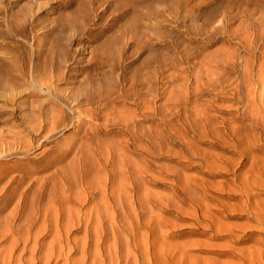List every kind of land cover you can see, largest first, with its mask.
Listing matches in <instances>:
<instances>
[{
  "label": "rangeland",
  "instance_id": "rangeland-1",
  "mask_svg": "<svg viewBox=\"0 0 264 264\" xmlns=\"http://www.w3.org/2000/svg\"><path fill=\"white\" fill-rule=\"evenodd\" d=\"M13 126L26 264H264V0H0Z\"/></svg>",
  "mask_w": 264,
  "mask_h": 264
},
{
  "label": "bare ground",
  "instance_id": "bare-ground-1",
  "mask_svg": "<svg viewBox=\"0 0 264 264\" xmlns=\"http://www.w3.org/2000/svg\"><path fill=\"white\" fill-rule=\"evenodd\" d=\"M50 81V80H49ZM46 88H47V86H46ZM50 89V88H49ZM49 91V90H48ZM11 93V92H10ZM13 94H15V92L14 93H12V95ZM11 95V96H12ZM20 95V94H19ZM9 97V96H8ZM9 99V101H14V97L13 98H11V97H9L8 98ZM16 100V99H15ZM37 121V120H36ZM15 129V127L13 126L12 127V129L11 130H9V132H4V131H1L0 132V140H1V144L3 145V150H0V160H2V159H4L5 157H6V155L8 154V153H10V152H12V151H14L15 149L16 150H18V148L19 149H22V148H24V150H32L33 149V143H31L29 140L25 143L24 141L26 140L25 139V137L22 135V133H21V131H19L18 129L17 130H14ZM30 130L32 131V134L33 133H39V134H37V135H33V136H36L35 137V142H38L39 143V146L41 145L40 144V140L39 139H37L36 140V138L39 136V135H41V134H43L44 132H45V124L44 125H39L38 123L36 124V123H32L31 125H30ZM53 130H55V128L54 129H52L51 131H49L47 134L49 135V134H51V132L53 131ZM47 135V136H48ZM19 144H23V146H18ZM45 144V143H44ZM43 143H42V146L44 145ZM44 147V146H43ZM15 148V149H14ZM14 149V150H13ZM52 150V149H51ZM44 153V155L45 156H47L48 155V151L46 150V151H44L43 152ZM18 176V175H17ZM1 177V176H0ZM12 179V178H11ZM11 179H10V181H11ZM16 179V178H15ZM18 179V178H17ZM9 181V182H10ZM9 182H6L7 184H10ZM2 183V182H1ZM15 182H13V184H14ZM25 184V183H24ZM5 185V184H4ZM8 186V185H7ZM12 186V185H11ZM19 186V185H18ZM17 186V187H18ZM4 187V188H3ZM2 188V190L4 191H6V189H7V191H8V189L9 188H11L10 187V185H9V187L7 188H5V186H3ZM20 187V186H19ZM23 187V186H22ZM247 187V186H246ZM13 189V188H12ZM18 189V188H17ZM1 190V189H0ZM6 191V192H7ZM17 191V190H16ZM5 192V193H6ZM13 192V191H12ZM17 193V192H16ZM8 194H10V193H8ZM7 194V195H8ZM13 194H14V192H13ZM20 194V193H19ZM15 195H17V194H15ZM9 196V195H8ZM18 196V195H17ZM4 197V196H3ZM7 197V196H6ZM15 197V196H14ZM19 197V196H18ZM22 196H21V194H20V197H19V200H20V198H21ZM4 199V198H3ZM3 199H2V201H3ZM23 198H21V200H22ZM1 201V200H0ZM14 201V200H13ZM16 202H18V199H17V201ZM13 203V206L11 207L10 206V209L9 208H5L6 210H3L2 209V211L4 212L5 211V213H6V215L5 216H1L0 217V241L1 242H8V240L10 239V241H11V239L12 240H14V242H13V245L12 244H10L11 245V247L10 248H8V246H5L6 247V249L4 250V251H1L0 250V256L2 255V252L4 253L3 254V256H2V258H0V259H2V261H3V263H5V264H9V263H14V264H26V259H24V257H23V251H25V250H27V246H26V244L23 246L24 248L22 249V251L20 250L19 251V254L17 255V257H16V251L18 250V246H19V242L21 241L20 239V241L18 242V240H15L14 239V237H15V234L16 233H19L20 234V232H21V230L19 231V229H17L15 226H14V224L18 221L19 222V220H20V214H21V210H22V207H23V204L22 203ZM3 203V202H2ZM10 204V203H9ZM1 205V204H0ZM23 212V211H22ZM2 213V212H1ZM262 214V213H261ZM80 215V214H79ZM58 216V215H57ZM113 216V215H112ZM112 216H111V218H112ZM21 217H23V215L21 216ZM77 217H78V215H77ZM90 217V216H89ZM28 218V217H27ZM29 218H32L31 216L29 217ZM88 218V217H87ZM96 218H98V217H96ZM23 219V218H22ZM102 219V218H101ZM29 220V219H28ZM90 219H88V221H89ZM88 221H86V222H88ZM91 221H92V219H91ZM90 221V222H91ZM98 221H99V218H98ZM98 221H96V222H98ZM102 221V220H101ZM100 221V223H102ZM84 222H85V220H84ZM20 223V222H19ZM24 223H25V221H24ZM72 223V222H71ZM17 224V223H16ZM15 224V225H16ZM26 224V223H25ZM86 224H88V223H86ZM99 224V223H98ZM58 225V224H57ZM101 225V224H100ZM19 226V225H18ZM97 226V225H96ZM20 227V226H19ZM87 227V226H86ZM30 228V227H29ZM100 228H101V226H100ZM17 229V230H16ZM102 229V228H101ZM88 230V229H87ZM98 231V230H97ZM114 232V231H113ZM98 233V232H97ZM25 236V235H24ZM33 236H35V235H33ZM12 237V238H11ZM41 237V236H40ZM142 237V236H141ZM146 237V236H145ZM67 238V237H66ZM97 238V237H96ZM147 238V237H146ZM18 239V238H17ZM109 240V239H108ZM27 241L25 240V243H26ZM67 242V241H66ZM144 242V241H143ZM12 243V242H11ZM21 243H22V241H21ZM109 243V242H108ZM116 243V242H115ZM127 243V242H126ZM142 243V242H141ZM56 244V243H55ZM128 244V243H127ZM147 244V243H146ZM149 244V243H148ZM22 245V244H21ZM113 245V244H112ZM117 245V244H116ZM123 245V244H122ZM140 245V244H139ZM36 246L38 247V245L36 244ZM131 246V245H130ZM5 247H3V248H5ZM37 247L36 248H34V249H32L31 251H32V253H33V257H32V264H34L35 263V258H34V256H35V250L37 249ZM129 247V246H128ZM127 247V248H128ZM146 247V246H145ZM149 247V246H148ZM61 249V248H60ZM117 249V248H116ZM132 249V248H131ZM139 249V248H138ZM141 249V248H140ZM145 249H148L147 247L145 248ZM145 249L143 250L144 252H143V254L146 252L145 251ZM127 250V249H126ZM142 250V249H141ZM165 250V249H164ZM30 251V252H31ZM37 251V250H36ZM109 251V250H108ZM116 251V250H115ZM114 251V252H115ZM134 251V250H133ZM21 252H23V253H21ZM29 252V253H30ZM109 252H111V249H110V251ZM127 253L128 252H130V249H129V251L127 250L126 251ZM140 252V251H139ZM148 252H150L149 250H148ZM148 252H147V255H149L148 254ZM26 253V252H25ZM24 253V254H25ZM116 253V252H115ZM119 253V252H118ZM135 253V252H134ZM138 252H136V254H137ZM161 253V252H160ZM46 254V253H45ZM86 254V253H85ZM120 254V253H119ZM130 254V253H129ZM132 254V253H131ZM130 254V255H131ZM135 254V255H136ZM146 254V253H145ZM167 254V253H166ZM110 255H112V252H111V254ZM122 255V254H121ZM128 255V254H127ZM133 255V254H132ZM139 255V254H138ZM140 255H142V251H141V254ZM146 255V256H147ZM100 256V255H99ZM114 256H115V254H114ZM145 256V257H146ZM65 257V256H64ZM102 257H103V255H102ZM110 257V256H109ZM131 257V256H130ZM137 257V256H136ZM144 257V256H143ZM88 258V257H87ZM113 257H111V259H112ZM129 258V257H128ZM101 259V258H100ZM115 259V258H114ZM131 259H132V257H131ZM137 259V258H136ZM145 259V258H144ZM146 259H147V257H146ZM48 260H51V259H48ZM130 260V259H129ZM133 260H134V258H133ZM132 260V261H133ZM67 261V260H66ZM100 261V260H99ZM98 261V262H99ZM115 261V260H114ZM123 261V260H122ZM131 261V260H130ZM140 261H142V260H140ZM31 262L29 263V264H31ZM43 262V261H42ZM77 262V261H76ZM72 263V262H67L66 264H86V262H78V263ZM101 262H102V264H104L103 263V261L101 260ZM120 262V261H119ZM134 262V261H133ZM139 262V261H138ZM147 262V261H146ZM149 262H150V260H149ZM152 262V261H151ZM163 262V261H162ZM50 263V262H49ZM90 263V262H89ZM121 263V262H120ZM120 263H118V262H116V263H113L112 262V264H120ZM123 263V262H122ZM121 263V264H122ZM125 263H127V261L125 262ZM129 263V262H128ZM127 263V264H128ZM142 263V262H141ZM1 264V263H0ZM93 264H99V263H97V259H96V261H94L93 262ZM135 264H137V260H136V262H135ZM139 264V263H138Z\"/></svg>",
  "mask_w": 264,
  "mask_h": 264
}]
</instances>
